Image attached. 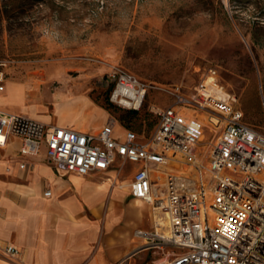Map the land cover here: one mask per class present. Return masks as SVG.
Listing matches in <instances>:
<instances>
[{"label":"built area","instance_id":"built-area-1","mask_svg":"<svg viewBox=\"0 0 264 264\" xmlns=\"http://www.w3.org/2000/svg\"><path fill=\"white\" fill-rule=\"evenodd\" d=\"M5 66L0 60V96ZM109 78L110 101L141 109L148 83L125 69ZM166 90L173 102L152 109L158 124L150 135L115 117L90 132L0 108V147L18 137L21 155L44 149L59 171L81 176L111 167L121 173L123 165L138 164L129 187L153 212L152 229L135 230L143 239L136 253L149 251L148 264H264V133L245 120L216 69L192 91L180 84ZM18 252L5 248L7 255Z\"/></svg>","mask_w":264,"mask_h":264},{"label":"rangeland","instance_id":"rangeland-1","mask_svg":"<svg viewBox=\"0 0 264 264\" xmlns=\"http://www.w3.org/2000/svg\"><path fill=\"white\" fill-rule=\"evenodd\" d=\"M0 60L38 112L52 113L68 88L75 104L86 95L108 119L146 136L158 124L152 109L173 102L166 88L192 91L213 68L245 120L264 133V0H0ZM115 69L150 86L136 113L110 101ZM100 118L86 115L92 126ZM122 168L132 177L130 163ZM134 222L147 229L150 219L131 205V230ZM149 262V251L131 257Z\"/></svg>","mask_w":264,"mask_h":264},{"label":"crops","instance_id":"crops-1","mask_svg":"<svg viewBox=\"0 0 264 264\" xmlns=\"http://www.w3.org/2000/svg\"><path fill=\"white\" fill-rule=\"evenodd\" d=\"M7 82L0 96V108L5 111L26 112L49 125L90 132L108 120L86 95L77 94L81 104H75L66 88L67 99L54 101V121L52 113L26 105L23 82ZM34 97L38 101L40 95ZM5 101L10 107L4 106ZM93 111L103 118L92 126L86 115ZM20 146V138L11 137L6 147H0V264H131L143 244L135 230L143 227L134 222L131 230V205L139 198L131 195L129 170L120 173L111 167L83 176L65 173L47 161L44 149L37 156H27L21 155ZM21 163L26 167H20ZM130 167L136 169L138 164L130 163ZM48 190L50 195L45 194ZM137 208L150 219L143 230L152 229L151 206L149 212L143 204ZM8 245L15 246L18 254L7 255Z\"/></svg>","mask_w":264,"mask_h":264},{"label":"bare ground","instance_id":"bare-ground-1","mask_svg":"<svg viewBox=\"0 0 264 264\" xmlns=\"http://www.w3.org/2000/svg\"><path fill=\"white\" fill-rule=\"evenodd\" d=\"M42 100H43V98H42V96H40L38 101H42ZM123 185L121 184V186H123ZM123 187H125V185ZM140 202H141L140 199H136L134 205L137 206V207H141V203ZM164 222H165L164 220L161 221V223H163V224H164Z\"/></svg>","mask_w":264,"mask_h":264},{"label":"trees","instance_id":"trees-1","mask_svg":"<svg viewBox=\"0 0 264 264\" xmlns=\"http://www.w3.org/2000/svg\"><path fill=\"white\" fill-rule=\"evenodd\" d=\"M113 85H114V84L112 83V84H111V88H113ZM131 112H133V111H131ZM133 113H136V111H134Z\"/></svg>","mask_w":264,"mask_h":264}]
</instances>
